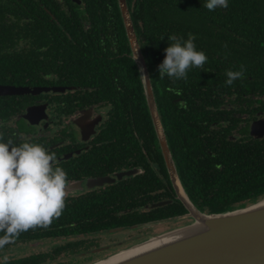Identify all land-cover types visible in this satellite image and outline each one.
I'll use <instances>...</instances> for the list:
<instances>
[{
  "label": "trees",
  "instance_id": "trees-1",
  "mask_svg": "<svg viewBox=\"0 0 264 264\" xmlns=\"http://www.w3.org/2000/svg\"><path fill=\"white\" fill-rule=\"evenodd\" d=\"M79 1L0 0V84L55 86L64 78L79 87L75 91L106 103L115 117L111 128L122 127L118 135L110 133L118 139L117 147L135 149L143 163L146 155L151 158L171 194L117 0ZM126 2L168 148L188 198L205 214L240 209L264 198V139L252 133L229 134L238 129L246 132L242 117L249 116L248 108L260 105L264 97V0H228L227 8L215 11L204 7L205 0ZM189 33L195 36L196 50L208 57L204 67L189 69L187 80L160 79L158 65L172 43L168 36L187 40ZM241 65L244 78L226 85L225 73L239 71ZM33 98L0 96V120L8 121ZM9 138L17 145L39 144ZM54 166L66 173L70 167L68 163ZM145 168L147 174L122 186L121 209L144 204L146 197L141 192L165 188L162 179ZM170 201L149 217H117L88 215L92 205L100 206L97 198L71 199L49 228L23 232L15 241L66 238L115 226L183 219L182 205L174 198ZM47 258L51 256H29L7 264H44Z\"/></svg>",
  "mask_w": 264,
  "mask_h": 264
},
{
  "label": "flooded vegetation",
  "instance_id": "flooded-vegetation-1",
  "mask_svg": "<svg viewBox=\"0 0 264 264\" xmlns=\"http://www.w3.org/2000/svg\"><path fill=\"white\" fill-rule=\"evenodd\" d=\"M55 83L58 85L37 87L59 88L63 91L29 95L35 98L29 102L23 111L12 115L8 121L6 119L0 120V124L3 125L0 127V133L4 137L8 136V139L11 136L16 141H38L49 153L56 154L55 165L62 163L70 165L67 172L65 201L70 202L71 199L80 197L97 198L100 201V206L97 205L96 208V205H92L94 209H90L87 212L88 215L120 217L122 214H126L134 217L139 215L149 217L152 214L155 215L159 208L170 203V198L177 200L167 170L171 194H169L166 181L160 176L158 168L153 164L151 158L146 155V162L143 163L137 159L135 149L121 151L120 146L117 147L116 141L118 139L110 133L118 135L122 127L120 125L115 130L111 128L115 117L110 113L112 111L109 105L100 101L95 102L83 92L75 91L79 87L69 80L64 81L63 78L61 82ZM260 99L261 104L252 107V109L249 107L248 110L252 111L251 114L248 113L249 116L244 115L242 117L245 121L241 124L248 126V129H245L246 132H239L240 129H238L236 132H229V134L235 133L239 137L252 133L258 135V138L264 139V133L261 135V130L257 129L255 132L251 130L254 122L264 120V97ZM28 108H32L33 111L29 115V120H26L22 116L26 114ZM122 152L124 156L121 155ZM145 166H148L159 179H162L165 188L162 187L155 191L150 188L147 193L141 192V196L146 197L144 204L137 208L121 209L122 186L128 185L133 177L147 174ZM177 201L181 204L179 200ZM186 215L187 212L184 216ZM167 221L155 220L134 225L109 227L76 236L69 235L66 238L15 241L6 245L4 249H0V262H4V256L8 257L9 262L46 254L51 258H47L44 264H94L117 253L121 249L120 245L127 242L116 241L110 236L115 235L120 239H125L130 233H135L132 237L136 238L134 242L138 243L144 241L151 232L154 234L150 235H159L163 229L180 226L182 222H191L190 219L185 218L177 220L172 226L156 225ZM143 236L145 237L142 240L139 239ZM46 241L57 242L47 250L32 251L21 257L13 256L12 252L22 249L20 248L22 245L32 248L35 245L41 246ZM103 242L106 244L102 245Z\"/></svg>",
  "mask_w": 264,
  "mask_h": 264
},
{
  "label": "water",
  "instance_id": "water-1",
  "mask_svg": "<svg viewBox=\"0 0 264 264\" xmlns=\"http://www.w3.org/2000/svg\"><path fill=\"white\" fill-rule=\"evenodd\" d=\"M79 4V0H72ZM119 12L135 62L170 183L191 222L150 237L95 264H264V198L246 207L222 213L200 212L188 198L179 180L157 111L148 69L138 43L126 0H117ZM136 55V60H135ZM142 70V71H141ZM63 91L59 88L0 84V96L36 95ZM28 108L22 117L29 120ZM264 131V120L251 130ZM255 135V134H254Z\"/></svg>",
  "mask_w": 264,
  "mask_h": 264
},
{
  "label": "clouds",
  "instance_id": "clouds-1",
  "mask_svg": "<svg viewBox=\"0 0 264 264\" xmlns=\"http://www.w3.org/2000/svg\"><path fill=\"white\" fill-rule=\"evenodd\" d=\"M227 6L228 0H205L204 3L208 11ZM168 40L172 43L165 49V58L157 69L160 79L167 76L174 82L187 80L189 69L204 67L208 57L196 50L193 34L189 33L187 40L172 34ZM244 72L243 65L239 71L228 70L225 84L231 86L235 80L243 79ZM55 163L56 154L49 153L42 145L29 142L17 145L11 138L4 142L0 133V233H3L0 249L14 243L23 232L49 228L61 216L65 208L67 173L54 166ZM3 260L7 264L8 257L4 256Z\"/></svg>",
  "mask_w": 264,
  "mask_h": 264
},
{
  "label": "rangeland",
  "instance_id": "rangeland-1",
  "mask_svg": "<svg viewBox=\"0 0 264 264\" xmlns=\"http://www.w3.org/2000/svg\"><path fill=\"white\" fill-rule=\"evenodd\" d=\"M183 219H185V218H183ZM185 221V220H184ZM174 223H176V221L175 220H173V221H167V222H164V223H158V224H156V225H158V226H160V225H163V226H165V225H169V226H172ZM187 224H189V223H184V222H182L181 223V225L180 226H174V227H171V228H166V229H163V230H161V232L162 233H165V232H168V231H170V230H173V229H175V228H178V227H182V226H184V225H187ZM148 228V227H147ZM141 229H143V228H141ZM168 229V230H167ZM162 233H159V235L160 234H162ZM134 234L135 233H130V235H127L126 236V238L125 239H120L119 237H117V236H110V238H113V239H116V241L117 240H122V241H127V242H125V243H123L122 245H120L121 247V249H119L120 251H122V250H125V249H127V248H129V247H131V246H133V245H135V244H137V243H135L134 241L136 240V238H133L132 236H134ZM150 234H154V232H151V233H149V235L147 236V238H145V240L146 239H148V237L150 238V237H155V236H157L156 234L155 235H150ZM122 235H124V234H122ZM117 237V238H116ZM145 236H143V237H141V238H139V239H141L142 240V238H144ZM134 240H133V239ZM132 239V240H131ZM57 241H46L43 245H41V246H39V245H35L34 247H32V248H30V247H25L24 245H22L20 248H22V249H18V250H16V251H13L12 253L14 254L13 256H15V257H21V256H25V255H27V254H29L30 252H32V251H41V250H47V248H49L50 246H52V245H54L55 243H56ZM119 242V241H118ZM134 242V243H133ZM142 242V241H141ZM131 243H133V244H131ZM139 243V242H138ZM104 244H106L105 242H103L102 243V245H104ZM111 251V250H110ZM120 251H118V252H120ZM113 252V251H112ZM117 252V253H118ZM114 254H116V253H114ZM113 254V255H114ZM108 258V257H107ZM100 262V261H99ZM98 263V262H97ZM95 264V263H94Z\"/></svg>",
  "mask_w": 264,
  "mask_h": 264
}]
</instances>
